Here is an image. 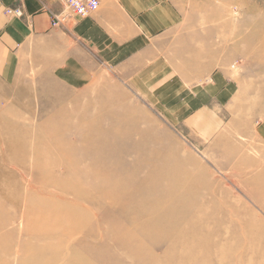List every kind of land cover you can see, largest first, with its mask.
I'll list each match as a JSON object with an SVG mask.
<instances>
[{
	"label": "bare ground",
	"instance_id": "1",
	"mask_svg": "<svg viewBox=\"0 0 264 264\" xmlns=\"http://www.w3.org/2000/svg\"><path fill=\"white\" fill-rule=\"evenodd\" d=\"M123 110L121 117H111V129L106 116L81 121L79 129L72 119L38 129L15 111L0 109V264L11 256L19 264H252L247 252L254 240L264 248V224L243 218L249 211L233 210L203 187L209 181L200 171L163 172L158 163L143 161L140 151L127 157L123 135L131 133L123 130ZM42 143L47 151L37 148ZM168 160H179L174 150ZM36 173L45 183L39 187ZM34 201L61 204L33 215ZM114 224L129 226L128 236L138 240L135 252L110 230ZM152 228L157 240L146 234ZM147 236L155 246L145 249ZM79 248L104 252L92 258Z\"/></svg>",
	"mask_w": 264,
	"mask_h": 264
},
{
	"label": "rangeland",
	"instance_id": "2",
	"mask_svg": "<svg viewBox=\"0 0 264 264\" xmlns=\"http://www.w3.org/2000/svg\"><path fill=\"white\" fill-rule=\"evenodd\" d=\"M200 8L203 19L208 17L212 20L202 23L203 45L216 47V59L221 61L219 68L232 79L229 83H236L239 88L238 95L229 104L218 105L216 98L214 101L208 97L200 100L188 98L191 93L182 85L155 84L151 86L154 92H139L119 79L116 72L105 69L90 88L74 91L64 88L52 74L45 75L44 70L16 64L8 73L0 71V109L15 111L21 120L38 129V125L52 121L65 126L71 123V119L75 124L79 122L74 124L79 129L81 121L90 123L100 116H106L107 129H111L115 125L111 117H121L125 112L123 109L127 108L124 121L128 124L123 130L128 128L131 134H122L125 142L122 150L128 153L127 157L132 158L135 152L140 151L143 161L158 163L163 172L172 169L200 171L201 176L209 181V186L203 187L218 193L233 208L237 206L240 210L249 211L243 218L249 221L256 219L264 224V139L261 137L259 140L254 132H249L264 124V45L261 43L264 42V0H219L215 11L212 7H205L202 1ZM59 14L63 18L68 12L63 10ZM79 19L82 18L72 15L65 28L71 29ZM210 27L214 32L212 39H207ZM250 39L254 40L249 44L246 40ZM0 60L4 57L0 56ZM180 87L186 91L184 94L175 90ZM190 89L194 91L197 88L190 86ZM101 104L107 106L102 112L98 109ZM61 112L66 115L60 117ZM203 115L208 120L209 130L205 129ZM218 120L226 126L219 136L215 127ZM37 136L40 134L32 138L37 139ZM72 141L78 142L76 138ZM37 148L46 150L43 143ZM171 150L177 153L179 160L165 163ZM177 178L171 177L168 184L172 186ZM58 183L64 186L63 181ZM34 184L38 187L45 184L37 173L34 174ZM51 190L60 193L64 189L54 186ZM54 202H32L33 215L40 213L41 209L61 204ZM128 227L114 224L110 230L125 241L129 251L135 252L134 242L138 240L135 236H128ZM147 233L156 239L157 229H147ZM146 238L149 239L148 236ZM11 244L16 247L15 238ZM250 245L247 254L252 257V264H259V259L264 258V248L259 247L256 240ZM153 246L155 243L150 239L145 243V249ZM88 250L79 248L81 253L92 258V254L98 257L104 252ZM103 256L104 260L108 257L106 254ZM3 261L19 264L21 259L11 256ZM155 261L157 259H153Z\"/></svg>",
	"mask_w": 264,
	"mask_h": 264
},
{
	"label": "crops",
	"instance_id": "3",
	"mask_svg": "<svg viewBox=\"0 0 264 264\" xmlns=\"http://www.w3.org/2000/svg\"><path fill=\"white\" fill-rule=\"evenodd\" d=\"M202 1L215 11L219 0H100L99 10L68 29L52 24L65 10L62 0H0V71L32 65L64 88L80 91L94 85L104 69L112 70L139 92H154L155 84L182 85L188 98L227 105L239 88L219 68L216 47L203 45L202 23L212 20L203 19ZM18 7L22 17L7 13ZM208 30L212 39L213 27ZM215 123L219 136L226 126ZM249 132L264 139V124Z\"/></svg>",
	"mask_w": 264,
	"mask_h": 264
},
{
	"label": "built area",
	"instance_id": "4",
	"mask_svg": "<svg viewBox=\"0 0 264 264\" xmlns=\"http://www.w3.org/2000/svg\"><path fill=\"white\" fill-rule=\"evenodd\" d=\"M63 4L65 5V10L68 12V17L61 15L54 16L52 18L53 27H60L64 26L68 22V18L72 15L79 18H86L92 15L94 12L99 10L100 8V0H62ZM8 14L14 17H22L23 16V9L18 7L16 9H10L7 12Z\"/></svg>",
	"mask_w": 264,
	"mask_h": 264
}]
</instances>
